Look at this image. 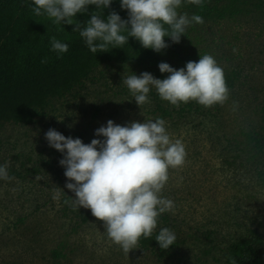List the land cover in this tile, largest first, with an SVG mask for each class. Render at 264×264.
Returning a JSON list of instances; mask_svg holds the SVG:
<instances>
[{"label":"rangeland","instance_id":"obj_1","mask_svg":"<svg viewBox=\"0 0 264 264\" xmlns=\"http://www.w3.org/2000/svg\"><path fill=\"white\" fill-rule=\"evenodd\" d=\"M245 3L234 17L208 15L203 24L192 23L183 43L164 60L178 70L210 54L225 76L237 72L224 105L192 101L176 107L153 88L151 103L141 109L123 75L148 72L165 79L169 74L157 63L108 62L62 97L48 100L31 124L0 128V165L8 162L14 177L0 179V264H225L232 243L255 230L264 233V186L252 169L231 163L230 143L259 129L264 101V0ZM178 12L199 15L187 3ZM164 110L172 114L164 116ZM157 118L187 152L185 164L170 170L162 192L175 207L161 214L155 230L169 228L177 240L168 250L138 245L126 254L107 238L90 209L85 224L65 210L75 196L65 187L63 154L49 146L45 134L55 129L89 144L104 139L95 132L109 120L125 126ZM56 187L64 191L53 199Z\"/></svg>","mask_w":264,"mask_h":264},{"label":"clouds","instance_id":"obj_2","mask_svg":"<svg viewBox=\"0 0 264 264\" xmlns=\"http://www.w3.org/2000/svg\"><path fill=\"white\" fill-rule=\"evenodd\" d=\"M185 0H121V8L128 13L124 20L116 11L107 17L113 0H33L32 13L46 15L55 24L75 25L92 53H106L109 45L121 48L129 37L145 49L156 53L170 47L165 38L178 44L192 23L203 24L200 15L180 14L178 9ZM189 4L203 5V0H186ZM97 11L81 25L75 19L86 13L88 6ZM165 26H168L167 28ZM51 50L67 53L69 45L51 39ZM46 63V58L41 61ZM165 79L144 72L139 76H124L122 83L142 109L151 103L149 93L154 88L160 99L179 107L181 103L196 102L204 107L224 105L229 99L225 72L210 54L200 56L198 62L189 61L185 68L175 69L166 62L159 65ZM71 127V126H70ZM97 137L85 144L80 138L65 137L55 129L45 134L49 146L63 154L60 165L65 169V187L74 193L73 206L90 209L92 215L104 224L107 238L128 254L139 245L141 238H150L157 229L161 214L174 209V202L162 195L170 170L185 164L187 152L180 139L173 140L163 118L133 121L125 126L107 121L95 132ZM9 164L0 165V179L12 180ZM36 179H39L37 176ZM64 190L53 189V199ZM177 240L176 233L162 228L155 236L162 250H168ZM231 264H237L231 259Z\"/></svg>","mask_w":264,"mask_h":264},{"label":"trees","instance_id":"obj_3","mask_svg":"<svg viewBox=\"0 0 264 264\" xmlns=\"http://www.w3.org/2000/svg\"><path fill=\"white\" fill-rule=\"evenodd\" d=\"M189 5L196 8L200 16L227 18L240 14L246 3L245 0H203L202 6ZM30 6H35L33 0H0V128L12 123L31 124L48 100L62 97L105 63L160 64L187 36L185 32L178 44L165 38L170 47L161 53L145 49L139 41L129 37V43L120 49L109 45L106 53L94 54L84 38L73 31L75 25L55 24L46 15L36 16ZM113 10L122 19H128L121 0H113L111 8L104 10V16ZM96 11V7L90 5L86 13H78L75 19L85 25ZM53 37L69 45L67 53L51 50ZM45 58L47 62L42 63ZM237 74L225 76L228 87L235 86L239 79ZM171 114L164 110V116ZM242 136L243 139L235 137L230 143L234 152L231 163L252 169L264 186V101L259 129ZM65 210L80 218L82 224L89 221L88 209L72 206ZM158 232L154 231L150 238H141L139 246L147 250L161 249L155 241ZM231 259L237 264H264V233L255 230L232 243L225 264H231Z\"/></svg>","mask_w":264,"mask_h":264}]
</instances>
